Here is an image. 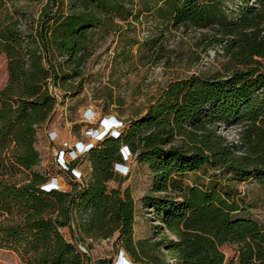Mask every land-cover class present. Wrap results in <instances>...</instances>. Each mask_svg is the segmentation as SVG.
I'll list each match as a JSON object with an SVG mask.
<instances>
[{"label":"trees","instance_id":"obj_1","mask_svg":"<svg viewBox=\"0 0 264 264\" xmlns=\"http://www.w3.org/2000/svg\"><path fill=\"white\" fill-rule=\"evenodd\" d=\"M161 1L174 26L216 27L229 38L235 65L225 74L168 82L143 112L122 120L117 135H106L81 156L90 164L82 182L71 180L70 191H46L40 185L47 173L33 168L41 158L37 131L49 124L57 103L50 85L63 87L80 75L92 54L93 31L105 30L112 14L125 19L131 12L124 0H67V11L64 0H47L35 28L27 30L20 27L24 12L0 0L7 71L0 87V248L16 252L24 264H91L78 247L83 243L60 231L68 227L73 235L74 226L82 239L117 233L119 254L141 264H264V229L243 215L242 199L216 182L185 180L189 172L218 167L264 188V0H237L233 18L220 0ZM221 124H239L242 143L230 148L215 131ZM122 146L148 165L152 184L142 205L174 238L134 240V200L128 189L108 186ZM242 146L244 154H236ZM57 170L72 178L69 169ZM229 248L235 252L230 258Z\"/></svg>","mask_w":264,"mask_h":264},{"label":"rangeland","instance_id":"obj_2","mask_svg":"<svg viewBox=\"0 0 264 264\" xmlns=\"http://www.w3.org/2000/svg\"><path fill=\"white\" fill-rule=\"evenodd\" d=\"M46 1L6 0V5L10 11L14 4L19 12H24L25 18L19 19L20 27L30 30L31 26L35 28L37 25ZM236 3L237 0H220L219 6L228 18H233L237 15ZM66 4L67 0H64V11H67ZM124 4L131 14L124 12L125 19L112 14L105 30L93 31L91 56L82 66L80 75L71 77L63 87L55 88L58 103L52 118L47 126L37 131L35 147L41 158L33 169L46 172L48 182L55 179L57 188L62 191H70L73 188L70 181L81 180L82 175L89 172L90 164L86 157L74 163L80 176L68 179L63 173H58L57 167L59 164L67 165L77 156L69 154V151L76 140L87 141L85 130L98 127L96 118L100 112L111 113L128 122L143 112L168 82L193 74L203 77L225 74L235 65L230 49L226 48L229 38H223L216 27L174 26L166 16L169 7L161 0H124ZM6 79V57L0 53V87ZM241 128L239 124H221L215 131L232 148V144L242 143ZM179 142L180 139H176L175 144ZM244 148L242 146L236 154H244ZM127 163L126 174L116 172V178L108 182V186L121 191L128 189L134 200V240L174 238L155 212L142 205L141 198L150 191L152 184L148 165L137 162L134 157ZM185 178L190 184L210 185L216 182L221 189L232 190L246 204L243 215L257 220L264 229V188L254 180L240 181L218 167L207 166L189 172ZM60 231L65 238L83 243L79 245L87 251L91 264H114L119 252H124L115 245L117 233L106 239L94 240L82 239L75 226L72 229L74 236L68 227ZM226 253L228 258L235 254L232 248ZM123 256L132 264H141L134 262L126 252ZM168 259L174 262L170 256ZM0 264L24 263L13 250L0 248Z\"/></svg>","mask_w":264,"mask_h":264},{"label":"built area","instance_id":"obj_3","mask_svg":"<svg viewBox=\"0 0 264 264\" xmlns=\"http://www.w3.org/2000/svg\"><path fill=\"white\" fill-rule=\"evenodd\" d=\"M50 90L53 92V94L56 96L57 98V103H58V96L57 93L55 92V88L53 85H50ZM56 103V104H57ZM56 106V105H55ZM86 118H89L88 115H85ZM116 120L121 122V127H118V124L116 123ZM96 121H98V127H88L85 130V135L88 137L86 140L87 141H83V140H76L73 144V148L69 151V154H73V155H77L73 157L72 162H67L68 164L61 166L59 164L58 168H60L63 171L66 170H70L71 172V177L73 176H80V174H77L76 170L74 167L69 168V165L75 161L81 160V156L85 154V152H87L90 147L92 145H94L95 143H97L98 141L102 140L106 135H117L116 131H120V129L123 127V121L121 118H119L118 116H115L111 113H106L104 115H101V113H99V115L96 118ZM53 132H50V134H52ZM121 154H122V162L119 163H115L113 165V170L115 172H119L121 174H126L127 172V161L131 160L134 157L135 160V155H133V153L130 151V149L127 146H122L121 149ZM126 151V153H125ZM125 167V169H124ZM83 176V175H82ZM74 180V179H73ZM77 182H82V178L81 180H74ZM41 188L45 189L46 191L52 190V189H58L55 183V179H52L50 182H44L41 185ZM79 249L82 250L83 252L87 251L84 249V247H82L81 245H78ZM123 259H127L125 258L122 254H119V257L117 259L120 260L118 264H132L131 261H129V259H127V263L123 262ZM116 264V262L114 263Z\"/></svg>","mask_w":264,"mask_h":264},{"label":"clouds","instance_id":"obj_4","mask_svg":"<svg viewBox=\"0 0 264 264\" xmlns=\"http://www.w3.org/2000/svg\"><path fill=\"white\" fill-rule=\"evenodd\" d=\"M116 123L118 124V127H121V122H120V121L116 120ZM119 261H120V260L116 261V264H118Z\"/></svg>","mask_w":264,"mask_h":264},{"label":"crops","instance_id":"obj_5","mask_svg":"<svg viewBox=\"0 0 264 264\" xmlns=\"http://www.w3.org/2000/svg\"><path fill=\"white\" fill-rule=\"evenodd\" d=\"M126 164H128V163H126ZM124 169H125V167H124ZM123 262H126L127 263L128 261H127V259H123Z\"/></svg>","mask_w":264,"mask_h":264}]
</instances>
